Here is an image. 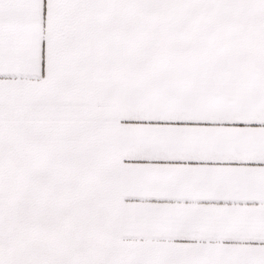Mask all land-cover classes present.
I'll list each match as a JSON object with an SVG mask.
<instances>
[{
  "label": "snow or ice",
  "instance_id": "6c2138e0",
  "mask_svg": "<svg viewBox=\"0 0 264 264\" xmlns=\"http://www.w3.org/2000/svg\"><path fill=\"white\" fill-rule=\"evenodd\" d=\"M0 264H264V0H0Z\"/></svg>",
  "mask_w": 264,
  "mask_h": 264
}]
</instances>
